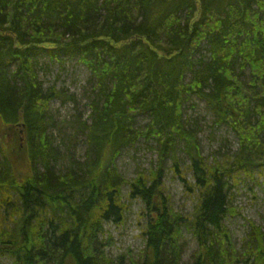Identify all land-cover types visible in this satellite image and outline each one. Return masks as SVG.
<instances>
[{"label": "trees", "instance_id": "16d2710c", "mask_svg": "<svg viewBox=\"0 0 264 264\" xmlns=\"http://www.w3.org/2000/svg\"><path fill=\"white\" fill-rule=\"evenodd\" d=\"M42 55L77 58L93 82L89 117L74 122L84 157L67 156L64 167L48 133L49 104L61 93L40 82ZM192 97L205 101L215 126L235 134L234 154L203 157L198 129L184 117ZM140 141L155 143L156 163L126 180L115 161ZM168 161L197 195L190 215L176 211L164 190ZM258 178L264 0H0V259L182 264L189 231L197 245L189 264H264V231L249 223L239 255L225 225L237 214L233 190ZM126 186V198L143 204L144 248L114 262L105 225L123 222Z\"/></svg>", "mask_w": 264, "mask_h": 264}, {"label": "rangeland", "instance_id": "374dc122", "mask_svg": "<svg viewBox=\"0 0 264 264\" xmlns=\"http://www.w3.org/2000/svg\"><path fill=\"white\" fill-rule=\"evenodd\" d=\"M242 77L248 80V71ZM38 78L45 89L55 86L60 98L49 104V117L52 125L48 133L55 139L54 146L64 161L68 157L81 159L86 151L85 138L82 135L74 136V122L80 117L87 120L90 114L88 108L92 78L90 71L80 64L77 58L61 57L60 61L49 60L45 55L39 58ZM69 97V98H68ZM184 117L190 119L192 126L198 129V140L203 157L212 161L213 157L220 158L224 153L234 154L238 149L235 134L225 126H215L214 117L209 112L205 101L192 97L186 104ZM194 122V124H193ZM146 123L145 118L138 119V126ZM156 145L154 142H138L133 148L122 150L116 159V167L126 180L136 176L137 169L147 170L156 163ZM181 161L185 179L192 182V176L185 170L189 165L185 155L179 151L177 155ZM62 162V163H63ZM171 162H167L165 177L163 178L164 190L170 196L171 204L176 211L190 215L195 206L196 193L185 191V182L175 176L171 171ZM128 187L123 188L124 201L128 206L123 222L120 224L109 223L105 231L111 236L112 245L106 249L108 257L114 262L122 255L131 253L135 258L144 248L142 233L147 224L143 213V204L140 200H128ZM127 200V201H126ZM232 206L236 209L235 216H228L225 225L228 228L234 247L239 255L243 252V243L250 231L249 223L264 231V179L256 181L246 180L236 190H233ZM197 251L195 239L189 231L184 232L182 241V264H189L192 256ZM9 257L0 259V264H11ZM123 264H128L124 261Z\"/></svg>", "mask_w": 264, "mask_h": 264}, {"label": "bare ground", "instance_id": "6f19581e", "mask_svg": "<svg viewBox=\"0 0 264 264\" xmlns=\"http://www.w3.org/2000/svg\"><path fill=\"white\" fill-rule=\"evenodd\" d=\"M226 114V113H225ZM236 120V119H235ZM196 134V133H195ZM201 161V160H200ZM258 163V162H257ZM200 165V164H199ZM222 165V164H221ZM180 175V174H179ZM189 185V184H188ZM185 186V185H184ZM156 192V191H155ZM157 196V195H156ZM127 201V200H126ZM119 208V207H118ZM192 219V218H191ZM199 229V228H198Z\"/></svg>", "mask_w": 264, "mask_h": 264}]
</instances>
